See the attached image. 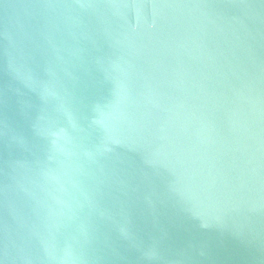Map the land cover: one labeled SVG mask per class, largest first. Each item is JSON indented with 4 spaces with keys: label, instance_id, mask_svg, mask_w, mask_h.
<instances>
[{
    "label": "water",
    "instance_id": "95a60500",
    "mask_svg": "<svg viewBox=\"0 0 264 264\" xmlns=\"http://www.w3.org/2000/svg\"><path fill=\"white\" fill-rule=\"evenodd\" d=\"M0 264H264V0H0Z\"/></svg>",
    "mask_w": 264,
    "mask_h": 264
}]
</instances>
